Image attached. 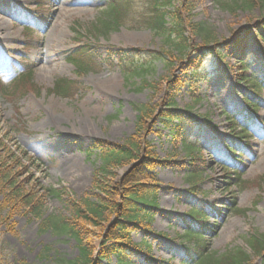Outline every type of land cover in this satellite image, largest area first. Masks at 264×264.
<instances>
[{"label":"rangeland","instance_id":"374dc122","mask_svg":"<svg viewBox=\"0 0 264 264\" xmlns=\"http://www.w3.org/2000/svg\"><path fill=\"white\" fill-rule=\"evenodd\" d=\"M55 1L16 0L15 6L13 0H0L6 33L0 37V137L38 161L40 168L32 169L45 186H64L76 200L87 195L94 198L99 193L96 172L103 165L99 150L92 149L94 142L124 144L136 133L139 107L154 105L162 97L161 83L170 77L185 79L177 107L193 116L195 152L206 163L199 168L193 187L185 165L190 161L187 149L173 139L176 121L166 126L158 119L152 124L147 136L152 152L169 164L153 170L157 198L152 218L145 229L132 234L138 242L149 238L150 249L145 255L135 254L134 262L148 264L147 258H151L160 264H197L198 258L185 262L188 248L196 243L183 236L190 223L188 214L197 208L202 211L203 226L200 229L193 224L192 228L211 255L240 249L249 256L243 264H264V252L258 254L248 243L254 234L264 233V82L259 92L253 91L250 82L257 72H264L259 40L264 36V10L231 11L217 0H173L175 6L189 11L191 20L205 22L218 42V46L206 49L197 38L173 58L167 53L165 37L144 24L150 0H133L135 10L128 13L125 25L107 33L95 26L99 27L106 11L111 10L109 0H66L81 12L58 20L66 36L52 44L50 71L40 75L42 63L35 51L44 47V29ZM79 47L94 59L93 70L83 74L68 61V55ZM218 49L224 54L223 64L214 57ZM157 52L163 58H150ZM203 58L196 74L199 77L190 87L187 80L193 62ZM244 61L248 63L245 72L241 66ZM134 65L149 70L131 76L129 67ZM24 69L32 72L39 91L5 94L4 85ZM101 76L117 82L111 101L93 97L90 80ZM59 78L78 81L71 97L53 92ZM197 94L201 99L194 102ZM246 98L253 103L249 110ZM51 100L64 107H55ZM90 129L92 135L86 132ZM124 171L118 170L106 181L117 182ZM67 214L61 200L48 198L41 217ZM40 222L26 210H16L11 217L7 210L0 213L2 264H57V257L75 259L79 255L73 238L52 229L40 231ZM95 243L99 245L100 239L95 238ZM103 264H118L116 256Z\"/></svg>","mask_w":264,"mask_h":264},{"label":"trees","instance_id":"16d2710c","mask_svg":"<svg viewBox=\"0 0 264 264\" xmlns=\"http://www.w3.org/2000/svg\"><path fill=\"white\" fill-rule=\"evenodd\" d=\"M126 1V4L124 3ZM109 0L111 10L106 11L100 26H95L99 32H110L126 23V16L134 11L133 0ZM147 7L148 17L144 24L156 33L165 37L168 47L167 53L175 58V53H183L189 48L191 42L197 38L203 47L208 49L211 45L218 46L216 35L203 21H193L189 17V11H184L181 6H175L173 0H150ZM226 9L234 11L237 8L258 7L264 10V0H217ZM187 12V13H185ZM131 17L129 16V20ZM264 51V36H259ZM224 54L218 49L214 56L218 63L222 64ZM133 58V57H132ZM150 58L161 59L160 52L152 53ZM68 60L75 64L79 74L93 70L94 59L89 51L79 47L76 52L68 55ZM151 61V60H150ZM198 66L193 62L191 69ZM247 68V61L242 62L243 72ZM190 69V70H191ZM131 76H141L149 69L139 66L129 67ZM194 70L190 79L195 76ZM244 76V74H242ZM189 79V80H190ZM245 79V77H243ZM183 79L167 78L160 85L164 90L162 97L154 105L139 107L138 126L136 133L124 144H117L106 140H96L92 149L100 152L103 165L97 170L95 188L99 193L93 198L87 195L82 200H76L66 187L45 186L34 174L32 169H38V161L29 157L26 151L20 147H14L0 137V213L8 211L11 217L16 210H26L27 214L41 219L39 230L52 229L55 234L67 235L73 238L78 245L79 255L75 259L56 258L57 264H103L110 256H116L118 264H135L134 255H145L150 249L149 238H143L136 242L132 236L134 232L145 229L152 218L153 207L156 204L157 187L153 170L158 165L169 164L158 159L152 152L148 134L152 130V124L158 119L166 126L174 120L177 123L173 127V139L176 143H183L187 149L190 161L185 163L188 168L189 180L196 184L199 177V168L205 165V160L196 150L194 118L179 108H175V96L183 86ZM251 86L254 92H259L261 83L264 82V72H257L251 78ZM191 83V81H189ZM153 88L155 84L147 83ZM78 89V81L59 78L56 80L53 92L65 97H71ZM28 91L38 92L39 88L33 83L32 72L24 69L19 75L4 85V93L15 96ZM199 97L195 101H199ZM246 109H250L253 103L245 99ZM242 129L246 132L247 127ZM8 138V137H6ZM10 141V139L8 138ZM11 142V141H10ZM124 169V174L117 182L110 180L116 172ZM103 176L102 177H100ZM239 180L240 178L237 177ZM241 182V179H240ZM240 182L238 184H240ZM48 198L61 200L69 211L67 215H48L42 218V212ZM190 223L185 230L184 237L194 240L195 246L188 248L189 263L197 259V264H243L249 260V256L242 250L236 249L224 254L211 255L201 242V235L192 227L196 224L202 228V211L194 208L188 214ZM198 228V229H199ZM95 238L100 239L96 245ZM248 243L252 249L259 253L264 252V233L254 234ZM98 247V248H97ZM47 249V247L45 248ZM148 264H160L158 260L147 258ZM0 264L1 259H0Z\"/></svg>","mask_w":264,"mask_h":264},{"label":"bare ground","instance_id":"6f19581e","mask_svg":"<svg viewBox=\"0 0 264 264\" xmlns=\"http://www.w3.org/2000/svg\"><path fill=\"white\" fill-rule=\"evenodd\" d=\"M5 1L7 2L9 1V3H12V0H5ZM5 1L1 0L2 3ZM13 1L15 2L16 0ZM14 2L13 5L17 6L18 4ZM74 4L75 3L68 2L66 0H56L55 4H53L52 6L51 16L47 21V24L45 25V29H44V32L46 33L43 43L44 47L35 51L39 61L42 63L41 66L39 67L40 75H43L50 71L49 64L53 60L52 50L54 49L52 47V44L54 42L62 41L66 36L65 29L64 27L61 26L58 20H60V18H63L62 21H65V19H67V17L72 15L74 12H81V10H77L78 8H71ZM1 22L2 20L0 19V37L4 38L6 37V33L3 31ZM90 81L94 86V90H93L94 98L103 99V100L105 99L106 101H111L114 98L113 91L117 87L116 80L104 78L101 76L97 78L96 81H94L93 78ZM51 103L58 108L64 107L60 103V101L51 100ZM86 132L90 133L91 135L93 134L92 133L93 131H91V129ZM163 213L165 212H162L161 214Z\"/></svg>","mask_w":264,"mask_h":264}]
</instances>
